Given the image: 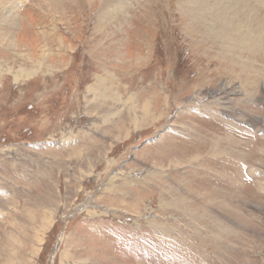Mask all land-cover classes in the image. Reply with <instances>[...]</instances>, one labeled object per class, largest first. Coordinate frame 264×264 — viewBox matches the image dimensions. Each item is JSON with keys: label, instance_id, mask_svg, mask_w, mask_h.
I'll return each mask as SVG.
<instances>
[{"label": "rangeland", "instance_id": "obj_1", "mask_svg": "<svg viewBox=\"0 0 264 264\" xmlns=\"http://www.w3.org/2000/svg\"><path fill=\"white\" fill-rule=\"evenodd\" d=\"M112 1L0 0V264H264V51Z\"/></svg>", "mask_w": 264, "mask_h": 264}, {"label": "bare ground", "instance_id": "obj_2", "mask_svg": "<svg viewBox=\"0 0 264 264\" xmlns=\"http://www.w3.org/2000/svg\"><path fill=\"white\" fill-rule=\"evenodd\" d=\"M106 2L107 0H104V4ZM252 2L250 0H192L190 6L192 9L191 12L193 11L192 13L195 14L197 18L203 16L205 19L204 21L213 27H208L210 33L217 32V27L227 25L232 21L237 23L239 32H242V29L238 26L239 22L245 21L248 24L246 32H242L240 39L237 40V47L232 45L228 47L227 50L230 49L229 51H231L235 48L239 50L242 48H255L256 50L264 51V28L261 27L260 32L258 29H254L258 21L264 26V9L258 7L259 5L254 6ZM47 4L50 6V4L53 3L47 2ZM109 7L110 4L108 5V8ZM108 15L109 14L106 16ZM218 39L221 40L220 35Z\"/></svg>", "mask_w": 264, "mask_h": 264}]
</instances>
